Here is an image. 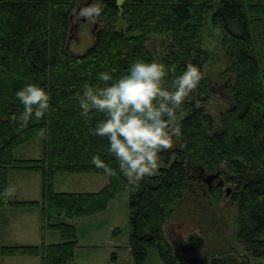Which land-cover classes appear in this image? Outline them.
I'll list each match as a JSON object with an SVG mask.
<instances>
[{
  "label": "trees",
  "instance_id": "obj_1",
  "mask_svg": "<svg viewBox=\"0 0 264 264\" xmlns=\"http://www.w3.org/2000/svg\"><path fill=\"white\" fill-rule=\"evenodd\" d=\"M104 4L94 20L92 44L74 54L67 46L74 0H0V208L40 207L42 229L51 227L61 236V242L50 245H0V259L20 254L39 256L41 264H67L77 246L76 230L68 223L49 224L51 211L68 218L91 215L128 188L129 241L136 264H142L149 246L165 263L177 264L163 234L171 206L189 201V196L206 205L222 198L219 189L206 195L191 192L192 175L201 169L222 170L235 188L230 202L236 206V239L246 252L241 262L223 253L209 264H254L252 258H264V69L260 70L254 37L264 24V0H104ZM119 20L124 25L117 27ZM207 23L221 33L225 70L232 77L227 85L230 104L217 123L205 108L211 85L204 72L210 53L202 46ZM152 37L166 41L162 52L148 47ZM136 59H156L168 66L166 86L189 62L203 75L176 113L172 127L179 134L161 153L163 164L157 173L131 183L107 151L106 137L91 132L103 114L93 111L87 119L82 117L76 93L85 84L104 83L97 75L101 71L118 78ZM27 83L49 92L50 108L24 125L17 118L23 105L15 92ZM35 138L41 139L39 158L14 157L17 147ZM96 153L117 168L105 187L95 193L53 190L56 172L105 173L92 162ZM12 170L40 172V201L8 200L4 189ZM111 259L121 264L114 254Z\"/></svg>",
  "mask_w": 264,
  "mask_h": 264
},
{
  "label": "rangeland",
  "instance_id": "obj_2",
  "mask_svg": "<svg viewBox=\"0 0 264 264\" xmlns=\"http://www.w3.org/2000/svg\"><path fill=\"white\" fill-rule=\"evenodd\" d=\"M74 1L73 13L77 8L83 7L86 2H92V0ZM94 22L91 18L86 19V22H82L80 18L74 21L67 45L69 52L82 54L92 44ZM116 25L119 27L124 24L122 20H119ZM259 27H261L260 33L254 34V37L256 51L261 59L260 70H262L264 69V24ZM220 37V31L207 23L203 32L202 46L210 53V60L204 66V72L211 85L210 98L205 108L216 123L230 104L227 85L232 84L231 74L225 70L228 66L221 48ZM147 45L158 53L164 50L166 41L152 37ZM220 73L224 75L220 76ZM222 86L224 88L220 90ZM40 156V138H35L14 150L15 158L28 159ZM156 173L157 171L153 174ZM41 180V174L38 171H10L7 176V188L11 186L14 192L7 196L8 200L40 201ZM52 180L53 190L58 193H95L110 181L106 173L71 172H56ZM226 188L229 186L227 185ZM189 198L187 202L178 201L171 206L174 208L173 212L163 225V234L168 244L172 245L174 240L185 241L188 235H195L203 242L200 253L207 255L209 259L231 251L230 254L241 262L240 256L246 252L242 243L236 239L235 204L230 200L223 201V197L219 203L208 202V205L205 204L206 201L199 199V203H196L194 197L189 196ZM203 206L204 212L201 214L200 208ZM40 212V207L5 206L0 208V245L40 246L61 242L58 230L51 227L42 229ZM128 214L129 189L125 188L118 192L101 211L77 218H68L63 212L51 211L48 223L62 222L75 227L77 246L73 259L67 264H114L111 259L113 254L117 263L136 264L130 248ZM252 261L254 264H264L262 257L252 258ZM0 264H41V261L39 256L18 254L1 257ZM142 264L167 263L159 257L155 247L149 246Z\"/></svg>",
  "mask_w": 264,
  "mask_h": 264
},
{
  "label": "clouds",
  "instance_id": "obj_3",
  "mask_svg": "<svg viewBox=\"0 0 264 264\" xmlns=\"http://www.w3.org/2000/svg\"><path fill=\"white\" fill-rule=\"evenodd\" d=\"M104 0L85 3L77 13L85 19L99 17L104 11ZM169 67L156 59L134 60L126 72L114 77L110 71L99 72L102 84L88 83L76 93L80 115L87 119L90 113H102L91 132L107 139V151L115 158L119 173L131 183H138L146 175L158 170L163 150L171 148L178 128L172 127L176 113L186 97L202 79L200 68L189 62L174 76L171 85H165ZM15 96L23 105L17 117L24 125L35 116L41 118L50 108V94L37 83H27L16 90ZM92 162L109 176L117 175L112 167L96 153ZM10 186L4 194H13Z\"/></svg>",
  "mask_w": 264,
  "mask_h": 264
},
{
  "label": "water",
  "instance_id": "obj_4",
  "mask_svg": "<svg viewBox=\"0 0 264 264\" xmlns=\"http://www.w3.org/2000/svg\"><path fill=\"white\" fill-rule=\"evenodd\" d=\"M82 22H85L86 19L81 17ZM220 171L208 175L206 177V182L210 183V181L216 179L220 175ZM222 185V180L217 184V187ZM229 192V189H226V194ZM190 242L187 243L185 241L178 242V245L172 244V253L177 262V264H209V258L207 255H202L200 253V249L202 248L203 242L200 237H196L195 235H189Z\"/></svg>",
  "mask_w": 264,
  "mask_h": 264
},
{
  "label": "flooded vegetation",
  "instance_id": "obj_5",
  "mask_svg": "<svg viewBox=\"0 0 264 264\" xmlns=\"http://www.w3.org/2000/svg\"><path fill=\"white\" fill-rule=\"evenodd\" d=\"M79 9L80 8H77L76 11L74 13H72V24L74 23L75 20L81 18V17L77 16V13H78ZM223 88H224V86H222L220 88V90L223 89ZM218 171H220L221 173L216 179L210 181V183H207L205 181L206 177L208 175L214 174V173H216ZM226 177H227V175H225L224 172L222 170H220V169L216 170L213 173H205L201 169L200 172H198L197 175H192V178H193L194 181H192V183L190 184L191 192L195 193L197 191H200L203 195H206V193H210L211 194L215 190L219 189L221 191V194H222V197H223V201L231 200L232 195L235 192V188L233 187V185H231L230 183L226 182ZM220 180H222V185L220 187H217V184L220 182ZM227 185L229 186V188H226ZM193 186H194V188H193ZM225 188L229 189V192L227 194H226ZM190 238H192V237H189V235H188L186 237V239H185V242L189 243L190 242V240H189ZM178 242H180V241L179 240H174L172 242V244L176 246V245H178ZM229 253H231V251ZM209 260H211V259H209Z\"/></svg>",
  "mask_w": 264,
  "mask_h": 264
}]
</instances>
